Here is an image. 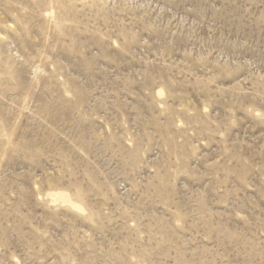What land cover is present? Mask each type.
Listing matches in <instances>:
<instances>
[{
	"label": "rangeland",
	"instance_id": "374dc122",
	"mask_svg": "<svg viewBox=\"0 0 264 264\" xmlns=\"http://www.w3.org/2000/svg\"><path fill=\"white\" fill-rule=\"evenodd\" d=\"M0 264H264V0H0Z\"/></svg>",
	"mask_w": 264,
	"mask_h": 264
},
{
	"label": "bare ground",
	"instance_id": "6f19581e",
	"mask_svg": "<svg viewBox=\"0 0 264 264\" xmlns=\"http://www.w3.org/2000/svg\"><path fill=\"white\" fill-rule=\"evenodd\" d=\"M64 197V196H63Z\"/></svg>",
	"mask_w": 264,
	"mask_h": 264
}]
</instances>
